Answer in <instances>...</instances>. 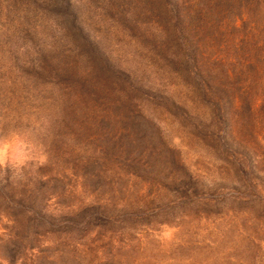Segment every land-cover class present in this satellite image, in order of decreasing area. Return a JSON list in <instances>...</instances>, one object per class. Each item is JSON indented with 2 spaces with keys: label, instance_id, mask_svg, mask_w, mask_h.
I'll return each mask as SVG.
<instances>
[{
  "label": "rangeland",
  "instance_id": "374dc122",
  "mask_svg": "<svg viewBox=\"0 0 264 264\" xmlns=\"http://www.w3.org/2000/svg\"><path fill=\"white\" fill-rule=\"evenodd\" d=\"M0 160V264H264V0H0Z\"/></svg>",
  "mask_w": 264,
  "mask_h": 264
},
{
  "label": "clouds",
  "instance_id": "9594fccd",
  "mask_svg": "<svg viewBox=\"0 0 264 264\" xmlns=\"http://www.w3.org/2000/svg\"><path fill=\"white\" fill-rule=\"evenodd\" d=\"M36 167L44 166L46 159L41 156L37 161L32 162ZM0 171H6L10 173L9 179L15 178L16 180L25 179L23 175V165L14 166L12 162L6 160H0Z\"/></svg>",
  "mask_w": 264,
  "mask_h": 264
}]
</instances>
